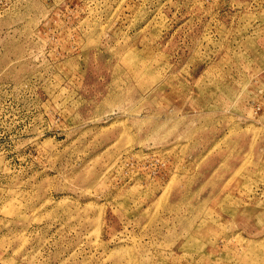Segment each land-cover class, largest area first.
I'll return each instance as SVG.
<instances>
[{
  "label": "rangeland",
  "instance_id": "1",
  "mask_svg": "<svg viewBox=\"0 0 264 264\" xmlns=\"http://www.w3.org/2000/svg\"><path fill=\"white\" fill-rule=\"evenodd\" d=\"M0 264H264V0H0Z\"/></svg>",
  "mask_w": 264,
  "mask_h": 264
}]
</instances>
